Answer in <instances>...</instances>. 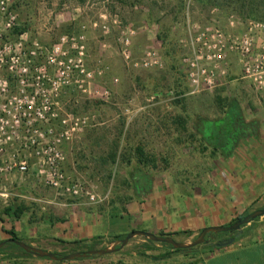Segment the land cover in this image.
<instances>
[{
    "label": "rangeland",
    "instance_id": "374dc122",
    "mask_svg": "<svg viewBox=\"0 0 264 264\" xmlns=\"http://www.w3.org/2000/svg\"><path fill=\"white\" fill-rule=\"evenodd\" d=\"M11 16L15 24L7 41L17 43L26 33L28 50L33 42L50 47L61 37L85 35L86 67L94 79L88 93L72 86L60 102L63 112L87 116L90 122L63 145L62 167L69 177L81 176L87 189L94 187L100 202L58 199L51 190L35 195L31 185L8 180L15 195L0 197V215L11 209L14 213L8 216L17 218L32 210L40 222L53 217L65 223L68 216L95 211L115 217L134 202L154 206V200H161L166 207L181 208L187 195L193 198L215 188L218 167L224 166L219 155L232 150V141L260 139L256 127L264 113V89L241 79L237 57L229 58L231 71L226 78L213 89L201 88L194 94L183 62L198 28L217 21L229 30L230 17L241 18L235 13L205 8L195 0H14L8 2L6 15L0 13V28ZM127 39L129 59L124 56ZM1 75L16 92L7 69ZM234 126L241 130L232 132L230 141L224 130ZM147 186L152 187L143 189ZM25 189L34 197H24ZM80 203L84 213L68 208ZM263 207L261 202L250 213ZM144 241L135 237L120 252L98 262L156 264L139 254L164 253L159 248L144 251ZM115 244L120 246L118 241ZM205 249L190 254L191 263L202 262ZM10 256L16 258L13 264L30 261L17 251Z\"/></svg>",
    "mask_w": 264,
    "mask_h": 264
},
{
    "label": "built area",
    "instance_id": "2783aa9c",
    "mask_svg": "<svg viewBox=\"0 0 264 264\" xmlns=\"http://www.w3.org/2000/svg\"><path fill=\"white\" fill-rule=\"evenodd\" d=\"M10 1L14 0L0 1L2 16ZM14 24L11 16L0 28V195L11 196L10 188L2 182L12 180L18 186L31 185L35 194L51 190L58 199L99 203L94 187L87 189L81 176L69 177L62 167L66 161L63 145L90 122L87 116L63 112L60 102L72 86L88 93L94 79L86 67L85 35L61 37L50 47L33 42L28 50L26 33L17 43L7 41ZM228 29L214 21L192 34L183 59L188 82L195 90L192 94L201 88L213 89L226 78L232 55L238 59L241 79L264 89V22L231 16ZM129 45L127 39L126 59L130 58ZM5 69L17 84L16 92L11 81L1 75Z\"/></svg>",
    "mask_w": 264,
    "mask_h": 264
},
{
    "label": "crops",
    "instance_id": "0c3cea01",
    "mask_svg": "<svg viewBox=\"0 0 264 264\" xmlns=\"http://www.w3.org/2000/svg\"><path fill=\"white\" fill-rule=\"evenodd\" d=\"M261 113L260 124L255 126L259 128L260 139L235 143L232 141V150L219 155L223 157L224 166L218 167L220 172L215 188L198 193L193 198L191 194L187 195V204L185 201L181 208L168 205L166 207V203L162 204L161 200H154V206H149L146 202H134L131 206H126L125 213L109 217L101 213L97 215L96 211L84 213L79 210L84 207L80 203L68 208L74 211L78 209L77 214L84 215L68 216L65 223L53 217L46 222H40L38 213L32 210L24 211L17 218L3 214L0 215V243L11 239L3 230V226L8 231L14 230L18 238L28 245L59 254L69 251L73 247L70 244L78 241L87 244L96 242L99 247L112 246L116 243L115 237L126 236L133 231L152 232L157 235L189 231L193 233L191 236L180 235L175 238L184 243H191L205 228L228 227L237 217L264 202V113L262 111ZM230 133L232 134V131L228 135L231 141ZM2 183V186L9 187L7 181ZM151 187L143 189L150 190ZM11 190L12 188L11 196L15 195ZM24 192L26 193L24 197H34L27 189ZM0 197L7 198L1 195ZM12 213L14 211L10 210V214ZM108 237L113 241L109 242ZM158 248L164 254L170 255L162 261H155L156 264H264V217L246 225L243 228V235L237 239L234 237L229 246L213 249L211 252L205 249L206 254L199 263H191L190 255L186 253L172 252L160 246ZM8 253L0 255V264H13L8 259ZM150 253L146 252L150 257H157ZM101 259L52 262L35 257L30 261L37 264H91Z\"/></svg>",
    "mask_w": 264,
    "mask_h": 264
},
{
    "label": "trees",
    "instance_id": "16d2710c",
    "mask_svg": "<svg viewBox=\"0 0 264 264\" xmlns=\"http://www.w3.org/2000/svg\"><path fill=\"white\" fill-rule=\"evenodd\" d=\"M195 1L199 4H201L205 8H211L213 10L216 9V10H220L223 12H232V13L239 15L242 19H252V20L264 22V0H195ZM230 130L232 132H234L236 130L235 126H234V128H227L226 130H224L225 134L229 135V132H231ZM220 139H222V138H220ZM10 210L11 209L6 210L7 215H10ZM249 214H250V212H246L243 215H241L239 218H237V220L242 219ZM17 217H19V215H17ZM1 221H3V220H1ZM3 230L10 235L11 239L20 240L14 230L8 231V230H6V228L4 226H3ZM192 234L193 233L187 231V232H181V233L161 234V235L166 236V237L175 238V236H180V235L191 236ZM125 237L126 236H118V237H115L114 239L116 241H118V243H120ZM234 237H235L234 235L232 236L229 233L213 234V235H210L208 237L209 239H211L209 242H207L204 245L199 246L197 248L188 249V250H183V249L182 250H175L170 245L156 244V243L152 242L151 240L145 238V242L142 246V249L144 251H152V250L158 248V246H160L163 248H168L172 252L186 253V254L190 255V254L196 253V251L198 252V250H202L204 248H206L207 251L209 250V252H211L213 249H223L232 243ZM95 241H97V240H95ZM70 245H73V247H71L69 251L62 253V254H59V253H55V254L62 256V255H66L68 253L77 252V251L94 250V249H97V246L99 244L96 242H92L91 244H87L85 242L78 241V242L71 243ZM16 251L22 253L24 259L30 260L32 258H35L33 255L27 254L21 248H19L18 246L14 245V244H8L5 248H3L0 251V255L9 252L8 253V259L13 261L16 258H14L10 255H12L13 252H16ZM168 255H170V254L166 253V254H163V255H160L157 257H150L146 254V252H144V253L142 252L141 254H139V256L141 258L153 260L154 262L155 261L156 262L162 261V260L166 259ZM101 258L102 257H91L88 259L93 260V259H101ZM45 260L51 261L49 259H45ZM82 260H87V259H82Z\"/></svg>",
    "mask_w": 264,
    "mask_h": 264
},
{
    "label": "water",
    "instance_id": "95a60500",
    "mask_svg": "<svg viewBox=\"0 0 264 264\" xmlns=\"http://www.w3.org/2000/svg\"><path fill=\"white\" fill-rule=\"evenodd\" d=\"M261 217H264V208L250 213L249 215L245 216L242 219L237 220L235 223H233L232 225L228 227L217 226V227L205 228L197 236V238L191 243L179 242L173 237H166V236L157 235V234H153L149 232L133 231L129 233L128 235H126V237L120 243H118L120 244L119 247H117V245L115 244L116 246L112 248H100V249H94V250L77 251V252L68 253L62 256L57 255L52 252L45 251L40 248L30 246L23 241L13 240V239L1 242L0 251L3 248H5L8 244H14L18 246L19 248H21L27 254H31L38 259H49L52 262H72V261H78L82 259H88L91 257H105V256L118 253L122 249H124L129 244V242L135 237L146 238L156 244L170 245L175 250H182V249L188 250V249L197 248L209 242L211 239H209L208 237L213 234L229 233V234H235L236 239L240 238L243 235V228L246 225L250 224L251 222Z\"/></svg>",
    "mask_w": 264,
    "mask_h": 264
}]
</instances>
